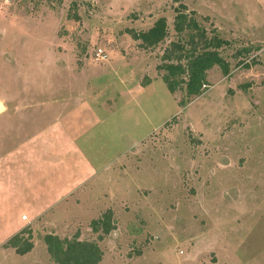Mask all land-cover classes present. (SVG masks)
Returning a JSON list of instances; mask_svg holds the SVG:
<instances>
[{
    "label": "rangeland",
    "instance_id": "374dc122",
    "mask_svg": "<svg viewBox=\"0 0 264 264\" xmlns=\"http://www.w3.org/2000/svg\"><path fill=\"white\" fill-rule=\"evenodd\" d=\"M179 12L229 42L200 95L164 78L172 43L191 47ZM160 17L164 41L134 37ZM0 100V151L59 127L7 152L3 212L31 219L37 187L65 185L0 264H61L47 235L96 243L98 264H264V0H0Z\"/></svg>",
    "mask_w": 264,
    "mask_h": 264
},
{
    "label": "trees",
    "instance_id": "16d2710c",
    "mask_svg": "<svg viewBox=\"0 0 264 264\" xmlns=\"http://www.w3.org/2000/svg\"><path fill=\"white\" fill-rule=\"evenodd\" d=\"M175 29L181 34V38L182 33L185 30L188 31V43L191 47L185 50V44L180 43V41L172 43L173 49L169 50V53L166 52V57L171 59L173 54H176V57H174L175 61L164 63L163 67L167 70L164 78L171 92L184 87L189 96L200 95L204 92V86L207 84L210 68L219 64L226 74L229 73V62L220 52V48L224 44L228 45L229 42L216 35L209 37L207 30L195 18H189L183 12H179L176 16ZM167 35V19L160 17L147 31L135 33L134 37L136 39L141 38L143 43L154 47L164 41ZM106 217L103 224L105 225V232L108 233L111 227L108 216ZM22 232L12 237L10 242L17 246L19 253L25 254L32 249L33 245L32 243L23 244L21 242ZM46 239L49 243V250L61 264H98L101 258L100 249L94 242L78 239L66 242L53 235H47Z\"/></svg>",
    "mask_w": 264,
    "mask_h": 264
},
{
    "label": "crops",
    "instance_id": "0c3cea01",
    "mask_svg": "<svg viewBox=\"0 0 264 264\" xmlns=\"http://www.w3.org/2000/svg\"><path fill=\"white\" fill-rule=\"evenodd\" d=\"M6 110H7V105H6ZM37 117L38 116L36 115H31V117H29L26 120L25 124L32 119H37ZM36 123L37 122H32L31 126L28 127L29 132L24 136L23 139L20 140L15 139L16 142H14L12 145L10 144L6 145L3 148V150L0 151V229L1 231L4 230L6 233L5 234L6 238L1 240L0 247H3L4 244L12 245L15 247V245L10 242L11 238L14 237L17 233L23 231L27 227V225L31 224L32 222H35V220H37L38 218H41L42 215L45 214V212L49 209V206L53 205V203L60 201L62 195L64 194L65 185L64 182H62V178H63L62 175L60 180L49 183V187L47 185L42 186L41 184L37 187L34 193V197L36 199H39L40 203L38 206H36L35 203H33V198L32 197L30 198V200L32 201L31 219L30 216L26 214V212H21V216H20L21 221L20 219L18 221L17 218H14L11 215L12 213L11 211L9 212V214L3 212V209H5V207H3L2 203L6 200L5 197L6 195L4 193L5 185L3 179H5V174H6L5 171L9 168V164L14 163L13 156L20 155L22 153H24L25 155H34V156H36L37 153L41 154L43 152L42 148L46 144L47 129H48V133L59 131V127L56 121L52 123L50 127L44 126V124L35 125ZM7 152L12 153L13 156L9 155V157L6 159ZM75 180L73 178L71 180V183ZM18 193L19 192L15 190V197H17ZM10 204L12 207H14L12 200L10 201ZM15 204L17 207L16 198H15ZM27 220L28 222H26Z\"/></svg>",
    "mask_w": 264,
    "mask_h": 264
},
{
    "label": "water",
    "instance_id": "95a60500",
    "mask_svg": "<svg viewBox=\"0 0 264 264\" xmlns=\"http://www.w3.org/2000/svg\"><path fill=\"white\" fill-rule=\"evenodd\" d=\"M6 110V105L4 101L0 100V113Z\"/></svg>",
    "mask_w": 264,
    "mask_h": 264
},
{
    "label": "built area",
    "instance_id": "2783aa9c",
    "mask_svg": "<svg viewBox=\"0 0 264 264\" xmlns=\"http://www.w3.org/2000/svg\"><path fill=\"white\" fill-rule=\"evenodd\" d=\"M96 55H97L98 57H105V54L103 53V50H102V49H100V50L96 53Z\"/></svg>",
    "mask_w": 264,
    "mask_h": 264
}]
</instances>
